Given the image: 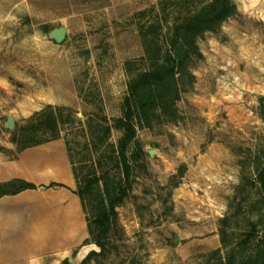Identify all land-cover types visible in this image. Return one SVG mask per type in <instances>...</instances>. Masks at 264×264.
<instances>
[{"label": "rangeland", "instance_id": "374dc122", "mask_svg": "<svg viewBox=\"0 0 264 264\" xmlns=\"http://www.w3.org/2000/svg\"><path fill=\"white\" fill-rule=\"evenodd\" d=\"M206 1L0 0V162L54 140L28 120L52 104L80 184L98 176L97 152L120 136L105 127L122 114L130 79L154 64L142 31L156 23L163 34ZM233 2L235 13L197 38L176 112L155 108L138 126L147 154L132 161V187L89 264H221L229 250L252 264L264 228V0ZM60 25L58 44L48 32ZM101 187L87 196V217Z\"/></svg>", "mask_w": 264, "mask_h": 264}, {"label": "trees", "instance_id": "16d2710c", "mask_svg": "<svg viewBox=\"0 0 264 264\" xmlns=\"http://www.w3.org/2000/svg\"><path fill=\"white\" fill-rule=\"evenodd\" d=\"M235 11L236 5L233 0H207L195 12L177 19L163 34L159 32L160 27L156 23L149 24L142 31L145 58L154 64L130 79L128 93L123 100L122 114L112 118V122L105 127V134H109L113 129L120 132L117 144L111 145L109 150L97 152L96 166L99 174L87 179L84 186L80 184L73 168L78 185L75 193L81 200L84 212L87 208V196L94 192L95 183H102L96 209L89 217L86 216L89 238L85 241L94 243L100 250H91L80 264H89L94 256L105 251L112 221L118 215L117 207L124 202L132 187V161L147 154L137 139L138 126L148 123L150 112L155 108L165 113L176 112L175 102L180 96L179 82L183 77L191 75L189 64L199 51L197 38L206 31L216 30ZM57 109L60 108L48 104L35 112L28 119L29 123H33L34 126L38 122L36 128L52 130L53 139H57L60 135ZM44 142L47 141L28 142L21 146V150ZM256 179L264 203V162L257 169ZM49 186L63 184L53 182ZM34 188H37V185L21 178L7 180L0 182V197ZM252 233H255V230H251L249 235ZM222 242L224 245V239ZM249 259L252 262L248 263L264 264V228ZM226 261L227 263L221 264H237V256L232 250L227 252ZM61 264L72 263L66 258Z\"/></svg>", "mask_w": 264, "mask_h": 264}, {"label": "crops", "instance_id": "0c3cea01", "mask_svg": "<svg viewBox=\"0 0 264 264\" xmlns=\"http://www.w3.org/2000/svg\"><path fill=\"white\" fill-rule=\"evenodd\" d=\"M15 178L37 188L0 197V264H61L66 258L80 264L91 248L64 141L31 146L0 162V182ZM53 182L63 186H49Z\"/></svg>", "mask_w": 264, "mask_h": 264}, {"label": "water", "instance_id": "95a60500", "mask_svg": "<svg viewBox=\"0 0 264 264\" xmlns=\"http://www.w3.org/2000/svg\"><path fill=\"white\" fill-rule=\"evenodd\" d=\"M48 36L49 38L54 40L56 43L60 44L64 42V40L66 39L67 28L62 25L56 26L48 32ZM14 125H15V122H14L13 116L11 114H8L6 121H5V128L12 129ZM148 152L150 155L153 154V150H149ZM177 241H178V238H175V242Z\"/></svg>", "mask_w": 264, "mask_h": 264}]
</instances>
